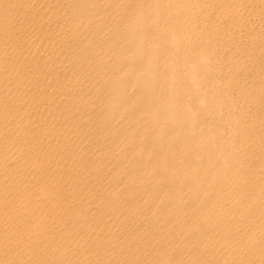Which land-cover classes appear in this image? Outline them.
Here are the masks:
<instances>
[{
  "label": "bare ground",
  "instance_id": "obj_1",
  "mask_svg": "<svg viewBox=\"0 0 264 264\" xmlns=\"http://www.w3.org/2000/svg\"><path fill=\"white\" fill-rule=\"evenodd\" d=\"M264 264V0H0V264Z\"/></svg>",
  "mask_w": 264,
  "mask_h": 264
},
{
  "label": "clouds",
  "instance_id": "obj_2",
  "mask_svg": "<svg viewBox=\"0 0 264 264\" xmlns=\"http://www.w3.org/2000/svg\"><path fill=\"white\" fill-rule=\"evenodd\" d=\"M164 264H168V262L167 261H164Z\"/></svg>",
  "mask_w": 264,
  "mask_h": 264
}]
</instances>
